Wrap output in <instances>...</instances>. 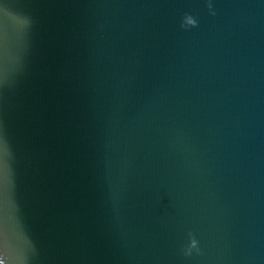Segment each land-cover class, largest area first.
<instances>
[{
    "label": "water",
    "instance_id": "obj_1",
    "mask_svg": "<svg viewBox=\"0 0 264 264\" xmlns=\"http://www.w3.org/2000/svg\"><path fill=\"white\" fill-rule=\"evenodd\" d=\"M0 264H264V0H0Z\"/></svg>",
    "mask_w": 264,
    "mask_h": 264
},
{
    "label": "clouds",
    "instance_id": "obj_2",
    "mask_svg": "<svg viewBox=\"0 0 264 264\" xmlns=\"http://www.w3.org/2000/svg\"><path fill=\"white\" fill-rule=\"evenodd\" d=\"M197 244L194 245L193 247H188V249L186 250V254H189L191 252V249L196 248Z\"/></svg>",
    "mask_w": 264,
    "mask_h": 264
}]
</instances>
